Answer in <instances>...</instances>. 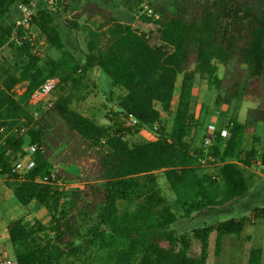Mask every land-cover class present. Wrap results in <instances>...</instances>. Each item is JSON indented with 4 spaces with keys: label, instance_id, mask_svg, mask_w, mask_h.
Here are the masks:
<instances>
[{
    "label": "trees",
    "instance_id": "1",
    "mask_svg": "<svg viewBox=\"0 0 264 264\" xmlns=\"http://www.w3.org/2000/svg\"><path fill=\"white\" fill-rule=\"evenodd\" d=\"M145 1L126 4L151 30L108 17L88 27L82 58L66 47L55 11L42 0L33 23L58 57L40 58L28 39H11L14 23L0 24V47L10 44L18 52L15 60H0V128L27 127L20 135L0 132V175L23 206L30 210L35 204L50 216L47 222L23 216L8 224L16 264H210L211 235L213 253L219 256L223 237L242 235L250 221L230 217L191 232L173 229L180 217L246 197L250 186L240 165H264L260 138L254 136L246 147L249 120L238 113L246 100L264 103V0L149 1L159 17L144 11ZM19 2L28 0H0V18ZM220 65L226 68L222 75ZM93 71L105 72L114 87L124 90L108 124L72 107L77 92L79 100L86 99ZM179 75L183 78L173 107ZM50 78L59 79L56 100L35 118L29 100ZM198 78L217 90L219 113L217 129L195 146ZM162 112L172 117L169 129L160 125ZM130 116L137 125H126ZM145 126L156 128L159 137L130 139ZM65 130L96 153L95 182L87 187L71 188L55 170L73 165L57 160L70 148ZM32 143L42 149L33 155L35 166L20 177L12 168ZM157 171H163L174 204L163 194ZM79 172L65 173L79 177ZM45 176L49 182L39 181ZM256 217L264 218V208ZM196 243L199 251L193 253ZM263 255L262 247L253 246L248 262L261 264Z\"/></svg>",
    "mask_w": 264,
    "mask_h": 264
},
{
    "label": "rangeland",
    "instance_id": "2",
    "mask_svg": "<svg viewBox=\"0 0 264 264\" xmlns=\"http://www.w3.org/2000/svg\"><path fill=\"white\" fill-rule=\"evenodd\" d=\"M149 1L151 0L143 2L142 5H148ZM19 15L20 10L18 3H14L11 10L0 18V24L9 25L15 23ZM111 16L125 22H131L134 26L144 31L151 30V26L143 24L140 17L132 12L129 5L126 4V0H66L65 3L60 4L55 11V19L63 34L66 47L80 58L84 56L87 50L88 27H94ZM73 23H77L78 26L73 25ZM34 32L37 33L36 30H34ZM44 47L46 55L49 54L53 57L59 56V52L53 49L49 44H45ZM17 56L18 52L11 48L10 44H5L0 47V60H4L5 58L15 60ZM225 70L226 68L220 65L219 74L222 75ZM182 78V75L178 76L175 98L178 96ZM17 86L22 89L21 84ZM88 86L89 88L86 89V99L79 100L78 96L80 94L77 92V98H74L72 107L94 118L99 124L110 123L112 112L118 109L116 99L118 96L124 94V90L114 87L109 75L101 71H93L91 73V80ZM56 92L54 93L55 100ZM216 96V89L209 88L206 81L199 78L197 79L195 87V105L193 108L194 116L198 121L194 136L195 146H200L206 140L207 135H209L212 130L217 129V115L219 110L215 104ZM175 103L176 101H174L173 107ZM157 106L160 108L159 104ZM251 108L260 111L252 113L250 111ZM262 110H264V103L249 100L242 102L238 109L240 119L249 120V128L245 141L246 147H250L253 143L254 136H258L260 138L259 144L264 150V111ZM224 116H229V113L226 112ZM161 121L162 124L160 125L167 129L172 125V117L165 112H162ZM65 131L70 140V148L63 149L62 154L59 155L57 160L63 159L68 165L73 162V165L69 167L62 164L60 165L61 168L55 166V170L62 176H65L63 179L71 188H75L79 184H84V186L87 187L95 182L93 172L96 168V153L93 149L89 148L79 136L70 133L69 130ZM52 136L57 137L58 133ZM158 137L159 134L156 128L145 126L140 128L132 138H129L133 140L140 138L152 140ZM52 140L54 141L53 138ZM240 166L243 168L250 186L249 193L246 197L232 203L229 202L213 209L206 210L202 213H197L191 218L180 217L173 227L174 231L177 233L191 232L198 226L215 224L220 220L230 217H248L250 221L247 223L242 235L227 234L223 237L222 251L219 256H215L213 253L215 235H211L210 255L208 259L210 264H250L248 258L251 248L254 246L264 249V218L256 217V213H258L261 208H264V165L258 162L252 167ZM62 168H65V170ZM73 168L75 172L77 171L76 174H80L79 171L82 170V175L77 177L65 173ZM210 169L212 168H204V170ZM156 176L163 194L170 203L174 204L175 197L164 177L163 171H157ZM6 178V176L0 175V200L3 199V203L0 204V227L2 225L4 229L9 220L19 215L20 212L16 206L25 210V214L28 218H39L42 221L44 220L43 222H47V219H45L47 216L46 211L44 213L38 212V214H35L37 211L35 204L32 205L29 210L16 199L11 188L7 185ZM118 206L120 209H123L124 202L119 200ZM3 208L5 209L3 210ZM177 213L180 214L181 212L177 210ZM6 233L5 230L0 233V255H5L14 259L13 250L6 237ZM198 245V243L194 245L193 253L199 251ZM261 264H264V255Z\"/></svg>",
    "mask_w": 264,
    "mask_h": 264
},
{
    "label": "built area",
    "instance_id": "3",
    "mask_svg": "<svg viewBox=\"0 0 264 264\" xmlns=\"http://www.w3.org/2000/svg\"><path fill=\"white\" fill-rule=\"evenodd\" d=\"M41 0H28L27 3L19 2L18 7L20 10V15L16 18L12 38L15 39L16 42L21 43V39H28L33 46V52L39 56L40 58H44L46 56V50L44 45L48 44L46 38L42 36L39 31L34 26V18L37 16L38 5ZM45 2L50 10L56 11L59 7L58 0H42ZM144 11L150 16L159 17L157 13H155L154 9L151 6H144ZM36 30L37 33L34 32ZM13 41V40H10ZM180 76V75H179ZM59 79L58 78H50L46 80L31 96L29 100L30 106L33 107L34 117L37 118L42 110L49 109L53 106L55 102L54 93L58 86ZM16 91L19 93L22 91L19 86H17ZM177 91V90H176ZM177 93V92H176ZM175 93V94H176ZM179 95V90H178ZM176 96V95H175ZM178 97V96H177ZM177 98L174 99V101ZM173 101V103H174ZM138 120L130 116L127 120V126L137 125ZM27 130L25 125H15L12 128L3 126L0 128V132L5 133V135L13 133L16 135L23 134ZM209 139L211 136L208 137ZM42 149V146L38 143H32L25 147L26 154L25 156L18 160L13 168L12 172L14 174H18V176H25L30 169L35 166V161L33 159V155ZM54 178V174L51 175ZM49 176H45L43 178H39V181L47 183L49 182ZM0 264H16L15 259L9 258L5 255H0Z\"/></svg>",
    "mask_w": 264,
    "mask_h": 264
},
{
    "label": "crops",
    "instance_id": "4",
    "mask_svg": "<svg viewBox=\"0 0 264 264\" xmlns=\"http://www.w3.org/2000/svg\"><path fill=\"white\" fill-rule=\"evenodd\" d=\"M13 193V192H12ZM14 195V194H13ZM3 199H1L0 200V204H2L3 202ZM32 205H34V204H31L29 207L31 208L32 207ZM16 208L18 209V211L20 212L19 213V215H17L16 217H14V218H12L11 220H9L8 222H7V224H6V227L3 229V227H2V225H1V227H0V233L1 232H4V230L7 232L6 233V237H7V239H8V237H9V235H8V224L11 222V221H13L14 219H17V218H19V217H23V216H26V214H25V210H23V209H21V208H18V206H16ZM5 208H3V210H4ZM26 209H28L27 207H26ZM2 211V210H1ZM46 210H45V208H43V207H41V208H38L37 209V211H36V213L35 214H38V212H40V213H44ZM46 213H47V216L45 217V219H47L46 221H48L49 219H50V216H49V213L46 211ZM27 217V216H26ZM28 218V217H27ZM30 219V218H29ZM44 221V220H43Z\"/></svg>",
    "mask_w": 264,
    "mask_h": 264
}]
</instances>
